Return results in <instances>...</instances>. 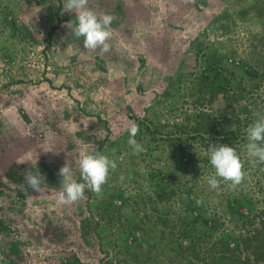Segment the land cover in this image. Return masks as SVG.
<instances>
[{
    "label": "rangeland",
    "instance_id": "1",
    "mask_svg": "<svg viewBox=\"0 0 264 264\" xmlns=\"http://www.w3.org/2000/svg\"><path fill=\"white\" fill-rule=\"evenodd\" d=\"M254 1L89 0L97 13L115 16L111 49L101 53L86 49L83 37L64 26L75 21L74 13L66 12L68 20L48 37L56 0H0V151L7 150L14 160L7 170L0 165V264H63L74 254L86 264H118V258H125L111 242L108 256L101 251L94 216L86 207L91 191L74 204L57 203L59 168L70 159L77 179L75 161L81 150H107L113 156L121 149L127 160L106 184L139 189L142 177L133 170L143 173L148 158L141 154L131 159L123 133L134 116L172 123L183 120L187 110L193 121L201 108L220 117L226 102L222 88L206 79L207 68L227 75L234 95L249 102L254 113H264V18L252 8ZM231 112L230 107L222 111L236 120ZM182 145L186 152L179 156L182 151L169 143L155 144L149 160L163 163L177 183L195 187L197 197L221 215L229 232L252 240L245 242L247 247L264 245V168L247 166L238 186L228 182L212 189L207 177L215 169L206 161L203 142ZM18 159L29 161L17 164ZM27 171L45 178L43 194L32 193L36 197L31 200L21 190L27 187ZM232 196L253 202L250 211L234 202L250 212L246 221L237 220L228 208ZM137 208V202L130 205L126 215ZM241 254L248 264H264L243 249Z\"/></svg>",
    "mask_w": 264,
    "mask_h": 264
},
{
    "label": "trees",
    "instance_id": "2",
    "mask_svg": "<svg viewBox=\"0 0 264 264\" xmlns=\"http://www.w3.org/2000/svg\"><path fill=\"white\" fill-rule=\"evenodd\" d=\"M259 1L261 0L254 1L252 8L264 18V1ZM63 4V0H56L55 21L50 24L48 37L63 20L69 18L66 12L61 14ZM204 72L210 84L222 88L226 103L219 112L220 117L201 108L192 113L193 121L189 118L191 113L187 114V110L183 113V120L172 123L145 121L134 116L133 123L138 124L140 128L136 139L146 148V151L141 153L143 158H148V164L143 168V173H140L142 169L133 170L137 172L135 177L139 175L142 177V183H136L139 189L136 190L132 186L126 188L121 184H105L100 196L93 197L90 192L86 207L89 214L94 216V231L99 238V247L104 255L108 256L110 249L106 245L111 242L118 256L124 253L125 258H118V264H248V261L243 259L242 249L246 254L248 252L255 262L264 260L263 244H259L263 249L261 252L256 249L259 246L257 243L253 244L254 249L247 247L245 242L252 240L247 235L238 237L229 232L222 223L221 215L208 208L205 200L202 205H196L195 201L199 198L195 187L177 183L163 163H154L149 160H152L150 154L155 144L169 143L175 151H182L179 152V156H182L186 152L182 143L195 145V143L203 142L204 149L206 148L208 152L209 144L218 142L236 147L245 161L244 168L254 167V171L264 168V164L253 166L247 162L248 158L245 157L247 154L242 147L246 143V129L256 119L255 111L250 109L249 102L242 101V96L234 95L236 91L227 87L229 78L227 75L220 70L212 72L209 68ZM245 72L249 70L245 69ZM164 77L170 84L171 76L166 74ZM202 82L201 86L205 87V81ZM228 107L232 110L231 114L236 116V120L222 113ZM202 114L205 120L202 119ZM128 135L126 129L122 137L127 141ZM126 146L130 149L128 144ZM121 155L124 156L123 163H125L127 159L121 149H116L112 157ZM134 156L135 154L132 153L131 159H134ZM206 158L209 164L208 153ZM123 163L118 162L119 166ZM79 179L80 174L77 177V180ZM125 192L130 194L126 196ZM136 202L138 205L136 213L126 215V209ZM227 202L231 205L228 207L231 213L237 214V220H243L245 216H249V211L254 209L253 202L243 197L232 196ZM234 202H242L249 211L242 212L236 208ZM234 207L235 209H232ZM153 236H156L155 240ZM250 236L254 240L259 239L258 235ZM152 240L160 244L162 248L156 246L151 242ZM231 241H234L232 245ZM158 250H164V252L159 253ZM63 264H86V262L82 261L78 254H74L65 259ZM104 264L108 263L104 262Z\"/></svg>",
    "mask_w": 264,
    "mask_h": 264
},
{
    "label": "clouds",
    "instance_id": "3",
    "mask_svg": "<svg viewBox=\"0 0 264 264\" xmlns=\"http://www.w3.org/2000/svg\"><path fill=\"white\" fill-rule=\"evenodd\" d=\"M64 12L74 13L75 21L70 20L64 25L76 38L83 37V45L86 49L97 50L107 53L111 49L109 41L113 37L112 22L115 16L110 13H97L89 7V0H64ZM127 144L132 149V153L139 155L146 151L145 146L138 142L136 137L140 131L139 125L131 123L127 128ZM247 154L249 163L253 166L264 164V113H257L256 119L249 124L246 129V143L242 146ZM52 151V150H47ZM45 151V152H47ZM53 154H58L53 151ZM210 163L215 169L214 174L207 177V183L212 189H218L222 183H231L232 187L241 184L245 178V161L241 158L236 147L225 143H211L208 146ZM29 160L18 159L17 164L25 163ZM124 156L112 157L105 151L89 152L84 149L79 152V159L75 161L79 168L80 179L73 178L70 159L59 168L58 176L62 177L59 191L57 193V203L59 205H71L85 198L86 190L102 194L103 185L108 182L111 172L118 168V162L123 163ZM123 184L125 177L120 176ZM21 190L25 192L26 199L31 200L36 197L32 193L42 195L45 190V178L42 175H35L31 172L24 174V185ZM31 189V193H29ZM130 193L125 192V195ZM38 195V196H39ZM118 203V201L116 202ZM197 206L203 204V199H196Z\"/></svg>",
    "mask_w": 264,
    "mask_h": 264
},
{
    "label": "crops",
    "instance_id": "4",
    "mask_svg": "<svg viewBox=\"0 0 264 264\" xmlns=\"http://www.w3.org/2000/svg\"><path fill=\"white\" fill-rule=\"evenodd\" d=\"M13 163H14V160L9 158V154L7 153V150L0 151V165L3 164L5 170H7L9 166L11 167Z\"/></svg>",
    "mask_w": 264,
    "mask_h": 264
}]
</instances>
